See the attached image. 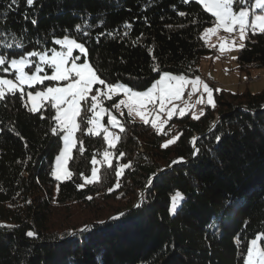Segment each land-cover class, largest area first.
I'll return each instance as SVG.
<instances>
[{"label":"trees","instance_id":"trees-1","mask_svg":"<svg viewBox=\"0 0 264 264\" xmlns=\"http://www.w3.org/2000/svg\"><path fill=\"white\" fill-rule=\"evenodd\" d=\"M85 23L87 36L75 30ZM213 25L196 0H0V51L51 52L69 35L101 79L146 90L164 72L199 75L214 52L202 38ZM244 45L237 67L264 68V33L249 30ZM120 99L102 105L123 126L116 147L103 132L86 135L83 122L64 181L53 175L61 147L54 109L31 112L19 92L0 100V264H245L250 240L264 237V90L215 88V107L206 103L199 119L174 115L162 130L114 108ZM93 158L99 170L86 183ZM176 193L183 199L173 213Z\"/></svg>","mask_w":264,"mask_h":264},{"label":"snow or ice","instance_id":"snow-or-ice-1","mask_svg":"<svg viewBox=\"0 0 264 264\" xmlns=\"http://www.w3.org/2000/svg\"><path fill=\"white\" fill-rule=\"evenodd\" d=\"M196 2L202 5L204 10L214 17V26L206 28L202 38H206L210 34H216L219 30H223L229 34L238 31L241 41L238 47L242 49L245 46L243 41L249 30L253 34L257 32L264 33V14L251 13L252 9H264V0H256L255 4L250 6H246L247 0H196ZM16 3L17 0H12V4ZM33 3L34 0H27L29 6L33 5ZM237 5H239V8H237ZM250 13L253 17L251 22L249 20ZM180 15L185 14L180 13ZM32 22L35 23V20ZM90 27L91 25L87 23L83 26L77 24L75 30L77 33L82 32L83 35L87 36ZM124 27L127 29L131 26L125 24ZM13 40L15 41V48L22 52L24 47L23 41L16 40L15 36H13ZM221 40L219 51L222 54L237 47L234 40L231 45H229L227 38L222 37ZM52 43L60 46L63 50L52 48L50 56L47 52L40 50H33L19 56H10L8 53L13 49V45H4V51H0V100H4L8 95L15 96L19 92L24 102V107L29 108V104L31 105L29 108L31 112H39L47 105H50L54 109L55 115L52 119L55 121V126L51 128V132L53 135L63 133L61 137L63 148L55 158V169L53 172L57 180L65 177L70 178L72 175L67 169V164L72 158V150L77 146L76 133L80 131L83 122H86L88 125L86 135L94 133L99 136L100 130H102L105 133L104 140L109 147H116V143L120 138L115 133L110 132L109 128L101 123L102 114L109 115L108 124L110 126L119 127L120 131L124 129L117 117L102 106L105 98L110 100L113 96H118L122 93L126 99H120L113 107L118 110L121 106L127 108L129 116L135 113L145 124L149 122L146 112L149 114L152 111L164 112L167 104H171L173 100L181 98L185 88L189 84L192 86L193 91H198L202 85L203 91L207 93L208 104L215 107L213 99L214 90L199 77L188 79L183 75H172L164 72L152 88L143 92H137L126 85L108 83L105 79H101L97 70L87 62V49L84 43L78 42L76 38L65 35L63 38L54 39ZM74 52H78L79 55H74ZM82 56L85 57L84 62L78 63L77 61H80ZM153 70L156 71L157 69ZM45 81L50 82V86H47L44 90L28 91L27 99H24L25 86L32 89L36 85L43 84ZM94 86L98 87H95L94 90ZM89 100L91 101L90 107L84 108L83 104L88 103ZM157 101L159 102L158 104ZM197 103L202 104L203 99L198 100ZM85 113H90L91 115L86 116L84 115ZM167 114L171 118L174 114V108L168 111ZM121 115H123V112H121ZM180 115H185L183 109H181ZM193 118L199 119L198 116H194ZM41 119H44V117L42 116ZM153 124H155V121H153ZM215 139L219 143L221 138L216 136ZM173 142V140H169L163 147L167 148ZM195 142L194 138V145ZM80 143L82 145L83 141H80ZM198 152L199 149L194 148L193 155H197ZM112 155L113 153L108 150L102 153L103 161L107 162L109 167H111L110 157ZM120 155L123 156L124 153H120ZM91 163L93 165V179L86 178V183L93 182L97 175V168L95 166L98 161L93 158ZM122 174V169H119L117 176ZM89 199L91 198L89 197ZM182 199V194L176 193L171 210L173 213H175L177 202ZM87 230L86 226L81 231ZM27 235L32 237L35 233L29 231ZM262 238L264 237L257 236L250 241L245 264H264V247H261L259 244Z\"/></svg>","mask_w":264,"mask_h":264},{"label":"rangeland","instance_id":"rangeland-1","mask_svg":"<svg viewBox=\"0 0 264 264\" xmlns=\"http://www.w3.org/2000/svg\"><path fill=\"white\" fill-rule=\"evenodd\" d=\"M251 13L264 14V9H252ZM251 13H250V17H249L250 22H251V19L253 18ZM213 26H211V27H213ZM222 37L227 38L229 45H231L233 40H234L237 47L231 51H226L222 54L219 51V44L222 42V40H221ZM203 39H204L206 45L209 48H211L214 52L207 54L206 56H204L201 59L200 65H199V71H200L199 75H197V76L183 75V76H185L188 79H194L195 77H199L204 83H207L209 85V87L213 90L215 88L216 89L226 88V89H230L233 91H244V90L249 89L251 92H258V91L264 90V68H257V69L251 70L250 74H248L245 71H241L237 67L238 62L236 60V57H237L238 51L241 49L238 47V45L241 43V41L239 39L238 31H236L232 34H229V33H225L223 30H219L216 34H210L208 37L203 38ZM245 41H246V38L243 41L244 44H245ZM57 50H63V49H57ZM45 52H47V51H45ZM47 54L50 56L51 52H47ZM74 55H76V53H74ZM86 59H87V62L90 63V61L88 60L87 57H86ZM77 62L82 63L84 61H77ZM49 74H50V72H49ZM170 74H172V73H170ZM172 75H175V74H172ZM209 76H211L212 78L211 77L209 78ZM9 78H13V77H9ZM208 78L213 79L216 82V83H213V82H211V83H213V84L219 83L220 86H217V87L212 86L209 83L210 81L208 82ZM61 84H63V82H61ZM120 84H122V83H120ZM123 85H125V84H123ZM153 85H154V83L148 89L152 88ZM47 86H50V82H48V81H45L43 84H40V86H37V87L32 88V89H29L27 86H25L24 90L26 92V99H27V92L28 91L34 92L36 90H44ZM131 89L133 91H137V92H143V91L148 90V89L139 90V89H134V88H131ZM195 92L196 93L200 92L196 98L192 96V95H194V93H193L191 85L189 84L188 87L185 88L181 98L179 100H173L171 104H167L164 112L152 111L151 114L146 112L147 119L152 124H153V121H155V124H153V125L156 128H158L159 130H162L163 127L167 124L168 119H170L167 113H168V111L173 110V108H174V114L172 116H174V115L180 116L181 109H183L185 114L188 112H192V115L199 116L201 114V112H198V111H201L202 109L197 110L196 107H197V105H202V107L204 108L205 104L208 103L207 102V93H205L203 91L202 85H201L200 89L198 91H195ZM190 93H191V95H190ZM186 94H187V97H186ZM120 95H121V99H126V97L122 93ZM200 99H203L202 104L197 103V101H196V100H200ZM213 99H214V91H213ZM192 102H193V106H192ZM90 103H91L90 100L88 101V103H86L87 107H90ZM158 103L159 102L157 101V104ZM29 106L31 107L30 104H29ZM149 107L151 108V106H149ZM105 109H108V108H105ZM108 110L110 111V113L112 115H115V113L111 109H108ZM89 115H91V114L89 113ZM133 116L137 120L143 121L140 119L139 116H136L135 113H133ZM105 117H107V122L104 120ZM117 119H118V117H117ZM108 120H109V115L108 114H102L101 123L104 126H107L109 128L110 132L115 133L116 135L120 136V128L110 126L108 124ZM101 132H103V131L100 130V133ZM104 135H105V133H104ZM62 136H63V133H61V137ZM62 148H63V141L61 139V147L59 149V152L62 150ZM59 152L56 154V156L59 155ZM72 154H73V150H72ZM72 154H71V157H72ZM56 156H55V158H56ZM69 161L67 164V169L71 173V171L69 169ZM95 167L97 168V173H98V170H99L98 164ZM54 169H55V160H54ZM66 179H68V178L65 177V178H62L61 180H58V181H64ZM258 236H261V235H258ZM259 244H260V242H259ZM260 246H261V244H260ZM246 256H247V252H246Z\"/></svg>","mask_w":264,"mask_h":264},{"label":"bare ground","instance_id":"bare-ground-1","mask_svg":"<svg viewBox=\"0 0 264 264\" xmlns=\"http://www.w3.org/2000/svg\"><path fill=\"white\" fill-rule=\"evenodd\" d=\"M210 82L216 83L215 81H210ZM202 108H203L202 105H197L196 107L197 110H201Z\"/></svg>","mask_w":264,"mask_h":264},{"label":"crops","instance_id":"crops-1","mask_svg":"<svg viewBox=\"0 0 264 264\" xmlns=\"http://www.w3.org/2000/svg\"><path fill=\"white\" fill-rule=\"evenodd\" d=\"M187 87H188V86H187ZM191 87H192V86H191ZM193 93H194V95H192V96L196 98L197 95H198L200 92H197V93H196L195 91H193ZM196 101H198V100H196ZM192 106H193V105H192Z\"/></svg>","mask_w":264,"mask_h":264},{"label":"built area","instance_id":"built-area-1","mask_svg":"<svg viewBox=\"0 0 264 264\" xmlns=\"http://www.w3.org/2000/svg\"><path fill=\"white\" fill-rule=\"evenodd\" d=\"M208 81H215V80H213V79H208ZM188 94V93H187ZM187 94H186V97H187Z\"/></svg>","mask_w":264,"mask_h":264}]
</instances>
